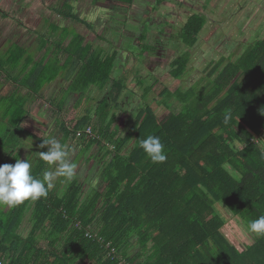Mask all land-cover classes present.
<instances>
[{
    "label": "trees",
    "instance_id": "1",
    "mask_svg": "<svg viewBox=\"0 0 264 264\" xmlns=\"http://www.w3.org/2000/svg\"><path fill=\"white\" fill-rule=\"evenodd\" d=\"M205 23L203 15L194 14L179 36L191 45ZM75 41L72 71L77 75L69 93L77 96L76 106L93 87L105 94L69 128L61 127V143L72 141L70 148L83 154L92 150L95 160L101 156L100 186L93 188L80 178L58 184L47 198L0 209V262L264 264V236L239 249L228 240L215 209L222 202L247 225L264 215V38L238 61L210 63L188 90L168 92L167 99L175 95L182 103L180 112L160 119L146 106L125 132L116 113L126 89L115 78L118 52H93L81 36ZM190 57L186 51L173 63L175 79L186 73ZM58 71L52 77L43 73L32 89L38 93ZM27 112L25 105L12 101L8 132L0 133V165L22 160L27 144L21 133L35 136L22 127ZM149 135L164 144L165 162H151L139 147ZM46 151L37 145L27 156L37 178L49 170L39 159V152Z\"/></svg>",
    "mask_w": 264,
    "mask_h": 264
},
{
    "label": "rangeland",
    "instance_id": "2",
    "mask_svg": "<svg viewBox=\"0 0 264 264\" xmlns=\"http://www.w3.org/2000/svg\"><path fill=\"white\" fill-rule=\"evenodd\" d=\"M113 1L114 3L108 5L105 4L107 0H104L98 5L97 9L101 17L95 16L96 22L94 19L93 22L98 25L95 26L96 28L101 29L104 39L109 40L107 44H103L105 52L116 49L119 55L116 60L115 78H121L126 89L124 90L125 95L119 100L120 106L116 109V113L118 115L117 124L123 132L128 130L138 111L146 106H150L160 119H164L170 113L180 112L182 103L175 98V95L167 99L168 92L188 90L196 84L198 79L205 76V70L210 63H216L222 58L226 62L229 59L238 61L257 40L264 38V0H247L241 5L233 4V0L231 3L228 0H225L226 3L223 0H137L145 10L144 13L139 8V12L144 14L142 22L148 24L149 15L153 19L145 29L146 39L143 41L144 46L141 47L137 44L135 36L138 31L135 29L137 25L131 19L129 20V17L123 18L124 8L129 9V7L117 3L122 0ZM153 3L155 4L151 6ZM135 7L133 6V9ZM89 9L93 16L92 6ZM194 14L203 15L206 23L199 37L191 45H187L179 35L185 21ZM81 19L89 22L90 17L83 15ZM186 51L191 53L188 69L182 77L175 79L174 73L177 67L175 68L173 63ZM205 82L203 81V84ZM88 95L90 91L86 92L75 109H72L74 105L72 103L65 106L66 109L69 108L66 110L67 117L69 114L80 116L83 105L87 104L88 110L96 106V100ZM67 99L68 94L62 92L55 99L57 102L52 103L53 108L50 109L51 105L50 107L47 105V109L43 108L42 113H56L54 106L61 107V103ZM43 119L48 120V118ZM58 120L57 124L61 123V120ZM40 125L41 132L33 126L28 125V128L34 130L42 139L59 138L58 133H52V126H46L44 123ZM37 136H28L22 160L26 159L31 148L35 149L37 145L40 146L43 143L39 145L32 140ZM76 153L77 151L70 150L72 161ZM79 162L80 160H76L79 165L76 168L75 178H84L88 174L86 177L91 186L98 188L96 186H100L101 164H96L97 160H95L96 166L92 175H90L91 172L89 173L90 167L83 166V172L79 176L77 171H81L79 167L82 161ZM232 173L235 174L233 171ZM215 209L225 222L224 233L232 244L242 249L246 244L251 245L254 242L255 236L247 231L248 225L240 217L233 215L224 203H216ZM27 225L28 223L25 224V235L30 228ZM132 251H136V247L132 248Z\"/></svg>",
    "mask_w": 264,
    "mask_h": 264
},
{
    "label": "crops",
    "instance_id": "3",
    "mask_svg": "<svg viewBox=\"0 0 264 264\" xmlns=\"http://www.w3.org/2000/svg\"><path fill=\"white\" fill-rule=\"evenodd\" d=\"M134 1L132 0L131 3ZM223 1L226 3L225 0ZM246 1L233 0V4L241 5ZM102 2L104 0H0V133L8 132V115L14 100L20 106L25 105L28 111L22 124L23 128L37 136V133L29 129L28 125L36 127L40 132V123L50 125L52 133L59 134L57 138L59 142L64 138L61 127L69 128L74 119L86 114L89 109L87 104L81 107L82 114L77 117L72 114L67 117L66 110L69 108L66 109L65 106L69 104H66L62 111L59 110V106H54L56 113L51 114L42 113V109L46 110L47 105L49 107L51 105L52 109L53 104L57 102L55 99L62 92L68 94L66 101L71 98L69 103L74 104L72 109L76 107L77 96L69 93V90L77 75L72 71L74 63L72 53L76 51L77 36L84 38L83 45L91 48L93 52L106 54L103 44H107L109 40L104 39L101 29L96 28L94 24L95 16L101 17L97 8ZM228 2L231 3V0ZM112 3H114L113 0H107L105 4ZM117 3L122 4L120 1ZM91 6L93 16L89 9ZM83 15L90 17L91 23L82 20ZM94 29L95 34L92 32ZM57 69L59 73L53 81H45L38 93L32 89L31 85H40L43 73L47 77H52ZM95 88L89 89L88 96L98 102L104 97L105 91L100 92ZM58 119L61 120L59 124H57ZM26 140H28L27 135L21 133V141L25 144ZM32 140L39 144L43 142L42 137L38 136ZM65 145L70 148L72 141H68ZM0 146L4 147L2 143ZM76 151L73 162L78 166L76 160L82 161L79 167L81 171H77L78 175L82 174L83 166L87 165L89 160L92 161L88 164L89 173L91 172L90 175H92L96 166L95 158H93L95 154L92 150L84 154ZM100 157L98 156L96 164H100ZM85 177L83 181H88V177ZM58 184H60L59 181H57Z\"/></svg>",
    "mask_w": 264,
    "mask_h": 264
},
{
    "label": "clouds",
    "instance_id": "4",
    "mask_svg": "<svg viewBox=\"0 0 264 264\" xmlns=\"http://www.w3.org/2000/svg\"><path fill=\"white\" fill-rule=\"evenodd\" d=\"M230 117L225 116L228 123ZM48 147V151L39 152V159L48 165L42 178L31 173L32 164L29 159H17L14 165H0V209L15 208L26 201H37L47 198L50 191L57 187V181L64 186L76 177L77 165L72 161L70 150L56 138H44L41 148ZM139 147L153 163H163L167 156L164 144L158 136L149 135L139 141ZM63 187L58 194L62 195ZM247 231L256 237L264 236V215L248 223Z\"/></svg>",
    "mask_w": 264,
    "mask_h": 264
},
{
    "label": "flooded vegetation",
    "instance_id": "5",
    "mask_svg": "<svg viewBox=\"0 0 264 264\" xmlns=\"http://www.w3.org/2000/svg\"><path fill=\"white\" fill-rule=\"evenodd\" d=\"M158 1V0H157ZM156 1V3H158ZM155 3H153L151 6H153ZM123 5H125V4H123ZM104 6H106V5H104ZM133 6H136L134 9H133ZM125 7H129V9L128 8H124V15H123V18H125V17H129V20L131 19L137 26H136V30H138L137 32H136V37H137V41H138V38H140L143 34L145 35V32H146V27L151 23V21H153V19H151V17H150V15L148 16V18H150L149 19V21H148V24H145V22H142V18L144 17L143 15V13L142 12H139V8H140V10H142V11H144V13H145V10L143 9V7H142V5L140 4V3H138L137 2V0L135 1V2H132V3H128V5L127 6H125ZM156 7V6H155ZM121 8V7H120ZM119 8V9H120ZM154 10V9H153ZM127 12V13H126ZM129 15V16H128ZM122 18V17H121ZM122 21H125V20H122ZM96 26H98L97 24H96ZM139 28V29H138ZM146 39V35H145V38L144 39H142V41L140 42L141 44H139V43H137L139 46H141V47H143L144 45H143V41ZM71 99V98H70ZM70 99L66 102V104H69V101H70ZM70 103H72V102H70ZM65 104V105H66ZM64 105V106H65ZM51 109V108H50Z\"/></svg>",
    "mask_w": 264,
    "mask_h": 264
},
{
    "label": "built area",
    "instance_id": "6",
    "mask_svg": "<svg viewBox=\"0 0 264 264\" xmlns=\"http://www.w3.org/2000/svg\"><path fill=\"white\" fill-rule=\"evenodd\" d=\"M91 131H92L91 128H88L86 132H87V133H91ZM81 134H82L81 132L78 133L79 136H80ZM0 264H2V263L0 262Z\"/></svg>",
    "mask_w": 264,
    "mask_h": 264
}]
</instances>
